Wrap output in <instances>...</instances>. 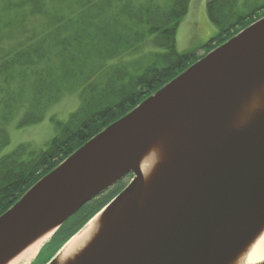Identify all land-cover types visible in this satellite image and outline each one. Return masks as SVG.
I'll list each match as a JSON object with an SVG mask.
<instances>
[{
    "label": "water",
    "instance_id": "water-1",
    "mask_svg": "<svg viewBox=\"0 0 264 264\" xmlns=\"http://www.w3.org/2000/svg\"><path fill=\"white\" fill-rule=\"evenodd\" d=\"M264 81V17L210 51L39 180L0 216V264L54 230L30 264H58L65 246L108 210L104 230L72 264H229L264 229V111L233 127ZM178 132L150 188L147 150ZM127 187L60 249L54 234L86 204ZM264 264V263H263Z\"/></svg>",
    "mask_w": 264,
    "mask_h": 264
},
{
    "label": "trees",
    "instance_id": "trees-1",
    "mask_svg": "<svg viewBox=\"0 0 264 264\" xmlns=\"http://www.w3.org/2000/svg\"><path fill=\"white\" fill-rule=\"evenodd\" d=\"M191 0H6L0 7V152L5 126L41 123L65 92L80 107L45 150L19 146L0 158V216L39 180L210 51L264 17V0H207L217 30L200 49L179 52L177 32ZM69 13H68V12ZM198 51H204L202 56ZM86 204L52 237L60 249L129 184Z\"/></svg>",
    "mask_w": 264,
    "mask_h": 264
},
{
    "label": "bare ground",
    "instance_id": "bare-ground-1",
    "mask_svg": "<svg viewBox=\"0 0 264 264\" xmlns=\"http://www.w3.org/2000/svg\"><path fill=\"white\" fill-rule=\"evenodd\" d=\"M264 111V81L253 90L243 101L240 110L233 118V127L244 130L251 126ZM175 129L165 132L147 150L141 161V171L147 188H150L165 162L172 158L176 148ZM167 161V162H168ZM108 210L105 209L95 217L77 236H75L61 251L57 258L58 264H72L75 259L95 241L104 230ZM51 229L34 239L23 250L10 258L4 264H30L38 251L52 236ZM264 263V229L257 237L229 264H263Z\"/></svg>",
    "mask_w": 264,
    "mask_h": 264
},
{
    "label": "rangeland",
    "instance_id": "rangeland-1",
    "mask_svg": "<svg viewBox=\"0 0 264 264\" xmlns=\"http://www.w3.org/2000/svg\"><path fill=\"white\" fill-rule=\"evenodd\" d=\"M4 1L6 0H0V7ZM206 2L207 0H191L189 12L177 32L179 52L198 50L216 36L217 30L207 18ZM0 22H4L3 15L0 16ZM203 54L204 51H198L199 56ZM79 95L80 88H77L75 92H65L60 101L48 110L45 119L33 126L19 128L18 122L22 117V112L16 114L14 120L4 127L9 135L10 144L1 150L0 158L13 153L23 145L37 152L45 150L47 144L57 134V127L52 119L55 118L57 122H66L70 115L80 107ZM54 247L53 245L47 246L36 264H44L52 255Z\"/></svg>",
    "mask_w": 264,
    "mask_h": 264
}]
</instances>
